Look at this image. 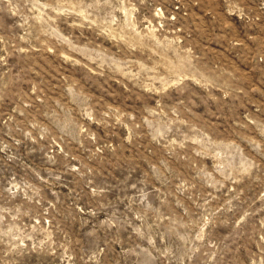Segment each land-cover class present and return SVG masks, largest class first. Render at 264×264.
Masks as SVG:
<instances>
[{
  "label": "rangeland",
  "instance_id": "1",
  "mask_svg": "<svg viewBox=\"0 0 264 264\" xmlns=\"http://www.w3.org/2000/svg\"><path fill=\"white\" fill-rule=\"evenodd\" d=\"M0 264H264V0H0Z\"/></svg>",
  "mask_w": 264,
  "mask_h": 264
}]
</instances>
